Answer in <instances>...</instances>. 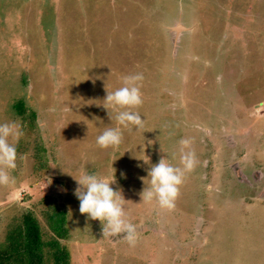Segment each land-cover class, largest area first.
Segmentation results:
<instances>
[{
    "label": "rangeland",
    "instance_id": "374dc122",
    "mask_svg": "<svg viewBox=\"0 0 264 264\" xmlns=\"http://www.w3.org/2000/svg\"><path fill=\"white\" fill-rule=\"evenodd\" d=\"M136 73L143 125L101 148L117 126L106 92ZM5 122L21 135L0 184V247L27 213L54 237L58 207L70 264H264V0H0ZM189 150L174 207L140 200L151 165ZM111 164L131 245L102 235L74 195L81 170L111 177Z\"/></svg>",
    "mask_w": 264,
    "mask_h": 264
},
{
    "label": "clouds",
    "instance_id": "9594fccd",
    "mask_svg": "<svg viewBox=\"0 0 264 264\" xmlns=\"http://www.w3.org/2000/svg\"><path fill=\"white\" fill-rule=\"evenodd\" d=\"M122 79V86L112 92H106L103 100L115 113L117 126L105 127L96 137V143L101 148L118 146L122 142V128L138 131L144 122L139 112L134 110L142 104L139 82L143 80V75L136 73ZM20 135L18 124L0 123V184L12 182L10 170L16 168L17 150L15 143L9 141L10 138L15 141ZM180 143L184 147L189 145L188 140H182ZM140 161L145 163L144 160ZM195 163V154L191 150L181 152L179 165H174L167 158L161 157L148 169L147 177L142 178V182L148 180V186L143 187L140 200L146 202L154 200L161 208H173L179 186L183 183L185 174L194 168ZM112 164L111 177L89 172L86 169L81 170L79 178L74 179L78 185L74 195L79 201V213L89 220L99 221L102 235L122 236L131 245L137 239V231L126 218L124 204L127 201L121 190L112 187L116 183Z\"/></svg>",
    "mask_w": 264,
    "mask_h": 264
},
{
    "label": "trees",
    "instance_id": "16d2710c",
    "mask_svg": "<svg viewBox=\"0 0 264 264\" xmlns=\"http://www.w3.org/2000/svg\"><path fill=\"white\" fill-rule=\"evenodd\" d=\"M51 209L47 220L54 237L44 240L39 222L27 213L7 233V246L0 247V264H45V252H49L54 264H70L69 252L59 241L68 233L66 215L58 207Z\"/></svg>",
    "mask_w": 264,
    "mask_h": 264
}]
</instances>
